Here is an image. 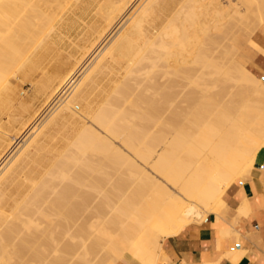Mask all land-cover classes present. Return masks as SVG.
<instances>
[{
	"label": "bare ground",
	"instance_id": "bare-ground-1",
	"mask_svg": "<svg viewBox=\"0 0 264 264\" xmlns=\"http://www.w3.org/2000/svg\"><path fill=\"white\" fill-rule=\"evenodd\" d=\"M143 1L0 0V170L62 99L0 175V264H157L264 147V0Z\"/></svg>",
	"mask_w": 264,
	"mask_h": 264
},
{
	"label": "crops",
	"instance_id": "crops-1",
	"mask_svg": "<svg viewBox=\"0 0 264 264\" xmlns=\"http://www.w3.org/2000/svg\"><path fill=\"white\" fill-rule=\"evenodd\" d=\"M260 29L253 38L264 47ZM246 48L244 60L264 77V53L249 42ZM225 201L220 218L210 213L166 237L165 257L157 264H264V147L249 172L227 189ZM131 262L124 258L117 263Z\"/></svg>",
	"mask_w": 264,
	"mask_h": 264
},
{
	"label": "rangeland",
	"instance_id": "rangeland-1",
	"mask_svg": "<svg viewBox=\"0 0 264 264\" xmlns=\"http://www.w3.org/2000/svg\"><path fill=\"white\" fill-rule=\"evenodd\" d=\"M144 1H146V0H144ZM144 1H143V3H144ZM142 3V4H143ZM142 4H139V8L142 6ZM138 5V4H137ZM139 8H137V10L139 9ZM134 10V9H133ZM137 10H135V12L137 11ZM132 12V11H131ZM135 12H132L133 14L135 13ZM131 18V17H130ZM129 18V19H130ZM128 19V20H129ZM119 27V26H118ZM124 27V25L122 26V28ZM122 28L120 27V28H116V30L115 31H117L116 32V34L115 35H113V34H111L110 36H109V39H107L106 40V42L107 43H105L104 42V46L102 47L103 49L101 50V52L96 56V55H94V56H96V57H94L92 60V62L90 63V65L85 69V71L78 77V79L75 81V83L72 85V87H74V85L80 80V78H82V76L86 73V71L90 68V66L98 59V57L101 55V53H103V51L110 45V43L112 42V40L117 36V34L122 30ZM114 31V32H115ZM113 32V33H114ZM112 37V38H111ZM67 38V37H66ZM111 39V40H110ZM108 41H110V42H108ZM81 43H82V41H81ZM77 46H74V47H66V49H64L63 51H61V52H63L62 54L64 55V57L62 58L63 59V61L66 59V60H68V59H70V60H72V61H74L75 62V60L76 59H74L75 58V56L77 57V58H79L80 57V55L81 54H78V53H80V48L79 47H77ZM70 48V49H69ZM76 48V49H75ZM79 48V49H78ZM78 49V50H77ZM67 50H68V52H67ZM75 50V51H74ZM65 51V52H64ZM79 51V52H78ZM72 55V57L70 56V55ZM78 54V55H77ZM74 55V56H73ZM68 58H67V57ZM79 56V57H78ZM91 61V60H90ZM14 78V77H13ZM28 84V85H27ZM72 87L69 89V90H67V93L72 89ZM20 89L18 90V91H20L21 93H23V94H27V91H29V92H31V88H32V85L30 84V83H28V82H26V83H24L23 84V87H19ZM22 89H23V91H22ZM25 90V91H24ZM27 90V91H26ZM25 92V93H24ZM22 94V95H23ZM62 101V99H60L59 100V102L55 105V107L53 108V111H54V109L59 105V103ZM36 103H38V104H36ZM43 102H42V100H35V107L36 108H38V107H40L41 106V104H42ZM50 110V109H49ZM52 110L51 111H48V112H45L44 113V115L42 116L43 117V119H42V117H41V119H40V123L38 124L37 123V127L34 129V130H32V131H30L29 132V134L28 135H26L21 141H20V143H19V145L14 149V151L12 152V154L10 155V157H9V160L7 161V163L2 167V169L0 170V175H1V173L4 171V169L12 162V160L16 157V155L21 151V149L26 145V143L29 141V139L36 133V131L47 121V119H48V117L51 115V113L53 112ZM50 113V114H49ZM7 119H6V117H4V119L1 121V122H3V121H6ZM10 137L11 138H13V139H15V141L16 140H18V138H15L16 136H14L13 137V135H15L18 131H17V128L16 129H12L11 127H10ZM12 130H14V131H12ZM16 132V133H15ZM13 133V134H12ZM21 135V133H19L17 136H20ZM14 143V141L12 142V144ZM252 166H250L249 168H248V170L245 172V174L247 173V172H249V170H250V168H251ZM194 223V222H193ZM131 264H137L136 262H134V261H132L131 262Z\"/></svg>",
	"mask_w": 264,
	"mask_h": 264
}]
</instances>
